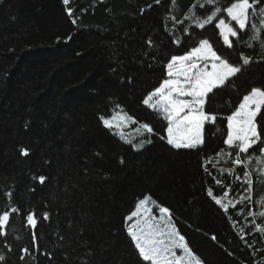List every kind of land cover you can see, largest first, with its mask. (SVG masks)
Instances as JSON below:
<instances>
[{
	"label": "trees",
	"instance_id": "1",
	"mask_svg": "<svg viewBox=\"0 0 264 264\" xmlns=\"http://www.w3.org/2000/svg\"><path fill=\"white\" fill-rule=\"evenodd\" d=\"M193 2L178 0L172 9L170 0H0V209L9 204L8 192L20 209L0 236L2 264H150L139 257L126 219L148 195L170 208L204 264H264V236L253 226L255 220L264 227V218L248 216L264 210L258 203L264 182L254 176L251 201L227 212L207 194L211 189L224 202L246 195L243 173L249 169L219 154L235 157L223 143L225 118L251 87L264 86L260 44L247 45L248 31L231 38V49L222 44L214 25L225 13L204 29L165 19L170 12L183 19ZM228 3L221 0V6ZM177 36L179 45L172 42ZM204 38L230 63H241V53L254 62L210 95L218 119L211 134L206 125L204 145L176 150L162 139L167 122L143 99L166 78L170 56ZM118 113L140 129L148 123L153 133L143 130L139 141L152 143L137 150L99 119ZM20 146L29 148V157L20 155ZM41 174L43 185L32 178ZM26 212L35 213L34 230ZM25 246L33 255L22 261Z\"/></svg>",
	"mask_w": 264,
	"mask_h": 264
},
{
	"label": "snow or ice",
	"instance_id": "2",
	"mask_svg": "<svg viewBox=\"0 0 264 264\" xmlns=\"http://www.w3.org/2000/svg\"><path fill=\"white\" fill-rule=\"evenodd\" d=\"M155 3L160 4L161 0H155ZM63 4L68 5L69 0H63ZM169 6L172 9L177 8L178 0H170ZM198 8L205 9V14H198ZM67 12L69 16L72 15L71 8H68ZM221 13H226L229 19L226 21L224 18H219L214 27L219 30L223 44L231 49L233 47L231 38L239 40L240 33L248 31L250 34L247 45L253 47L254 42L259 41L261 59L264 60V0H229V3L224 6H221V0H194L183 19L177 20L171 12L165 19L173 21L174 25L189 21L190 27L204 29L207 25L213 24ZM72 22L75 23V20ZM233 22L236 27L233 26ZM183 31L187 32L188 28ZM68 38L71 39V37ZM172 42L179 45L181 38L177 36ZM146 44L151 48L154 46V41L148 38ZM240 60L239 64L230 63L227 58L217 53L207 38L200 39L197 46L186 50L183 55L170 56L166 63V78L143 99L144 105L161 114L162 118L167 121V135L162 139H165L169 146L181 150L197 149L204 145L206 125L209 126V134H211L218 119L210 102V94H213L214 90L223 88L231 78L242 71L244 66L254 62L253 57L243 53L240 54ZM262 109H264V86H253L242 96L238 106L231 109V114L225 118L227 131L223 143L229 149L234 148L236 154L232 158L230 151L222 150L219 156L231 158L234 165L249 169L243 173V182L248 186L246 195L239 196L236 201L224 202L223 199L216 198L212 190L208 189V196L212 197L225 212L228 211L230 205L235 207L236 204H243L246 200L251 201L254 176L259 178L260 182H264V114H262ZM125 117L132 120L126 114ZM99 119L107 128H115L119 130L122 137L124 136L122 122L114 123L115 117L107 119L101 116ZM132 122L136 123L135 120ZM141 127L146 133H153V128L148 123L142 124ZM128 142L131 143V141ZM151 143V139H144L139 141L135 147L140 150L145 144ZM250 149L258 154L253 155ZM18 151L23 157H29L31 154L29 148L25 146H20ZM123 162L121 160V163ZM221 171L225 170L221 169ZM227 171L229 174L233 172L232 169ZM32 178L41 185L47 179L42 174ZM235 178L241 179L239 176ZM217 183L220 181L217 180ZM11 195V192L6 193L9 204L6 208L0 209V236L7 235L6 228L9 226L10 216L20 213L19 207L10 203ZM223 195L227 197L228 193L225 192ZM258 203L260 208H264V199L258 198ZM149 205H154L158 209V215L153 214V209ZM240 214L243 215V213ZM25 215L26 224L34 230L37 226L35 213L26 212ZM256 215L264 218V210L248 212V216L255 217ZM134 218L135 222L129 224L127 231L143 261L150 262V264H204L201 257L193 252L185 236L177 229L170 208L158 204L151 195L140 199L135 211L126 217L128 221H133ZM42 219L48 220L49 213L44 212ZM253 226L264 236V227L256 225L255 220ZM238 235L241 240H244L245 229L243 227H240ZM212 239L215 240L216 237L213 236ZM32 240L35 245V231H32ZM244 242L247 243L246 240ZM5 247L11 251L10 245L6 244ZM249 247L253 246L249 245ZM36 250L38 251V248ZM178 250L182 252V255L177 254ZM20 251L23 253L19 257L22 261L33 255L26 246ZM5 259V255L0 253V264Z\"/></svg>",
	"mask_w": 264,
	"mask_h": 264
},
{
	"label": "rangeland",
	"instance_id": "3",
	"mask_svg": "<svg viewBox=\"0 0 264 264\" xmlns=\"http://www.w3.org/2000/svg\"><path fill=\"white\" fill-rule=\"evenodd\" d=\"M224 19H226V21L229 19L225 13V17ZM233 26L236 27L235 25V22H233ZM218 34H219V30H218ZM219 40H221L222 44H223V40H222V37L219 36ZM210 43H212L210 41ZM219 90V89H217ZM216 91V90H214ZM211 95V94H210ZM147 108H149L147 105H145ZM238 106V105H237ZM236 106V107H237ZM151 109V108H149ZM153 110V109H151ZM154 111V110H153ZM231 114V113H230ZM262 114H264V109H262ZM115 117V120H114V123H121L122 122V127H123V133H124V136L122 137L120 134H119V130L116 129V131L118 132V135L125 141V142H128V141H131V143L134 144V146L139 142V138H142L143 137V134H144V131H143V128H138L135 126V123L132 122V120H128L126 117H125V114L123 113H118L117 115L114 116ZM112 119V118H111ZM259 119V118H258ZM167 122V121H166ZM129 129H132L131 131H129ZM132 131L134 133H132ZM166 135H167V132H166ZM129 143V142H128ZM150 207H152L153 209V214L154 215H158V209L155 208L154 205H149ZM135 211V210H134ZM135 222V218L133 221H128L127 220V227H129V224L130 223H134ZM177 227V226H176ZM178 229V227H177ZM179 230V229H178ZM181 233V232H180ZM134 243V241H133ZM138 251V250H137ZM177 254L178 255H182V252L180 250L177 251ZM150 263V262H148Z\"/></svg>",
	"mask_w": 264,
	"mask_h": 264
}]
</instances>
